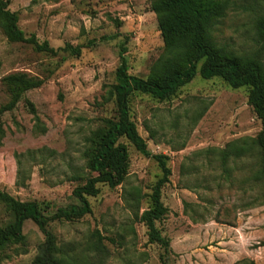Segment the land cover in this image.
<instances>
[{
	"label": "rangeland",
	"instance_id": "374dc122",
	"mask_svg": "<svg viewBox=\"0 0 264 264\" xmlns=\"http://www.w3.org/2000/svg\"><path fill=\"white\" fill-rule=\"evenodd\" d=\"M27 39L10 43L0 28V189L44 213L67 207L93 174L84 153L92 134L117 117L104 101L116 84L120 55L129 74L146 79L165 47L155 0H8ZM216 27L217 44L236 54L254 51L251 2H237ZM251 3V4H250ZM246 5V9H245ZM81 48L79 56L65 49ZM24 74L42 82L13 103L5 79ZM131 119L153 155L167 159L162 190L168 215L157 222L168 250L149 242L143 214L163 172L154 159L127 146L130 166L118 188L100 186L90 215L48 225L72 264H264L262 153L243 151L262 130L249 89L200 76L169 101L136 94ZM12 215L0 203V225ZM24 241L0 250V264H34L45 234L27 221Z\"/></svg>",
	"mask_w": 264,
	"mask_h": 264
},
{
	"label": "trees",
	"instance_id": "16d2710c",
	"mask_svg": "<svg viewBox=\"0 0 264 264\" xmlns=\"http://www.w3.org/2000/svg\"><path fill=\"white\" fill-rule=\"evenodd\" d=\"M240 1L254 3L247 9L245 5V9L255 16L256 47L252 53L243 55L217 44L213 38L216 27ZM151 10L157 16L164 54L152 65L148 77L143 79L129 74L125 52L121 53L116 84L108 87L104 96L106 104H115L117 117L105 120L104 127L92 134L84 153L87 168L93 176L73 191L75 203L50 213H44L36 202L19 201L0 189V203L12 215V222L0 225V250L21 244L25 238L26 222L33 221L46 237L34 264H72L58 249L48 225L80 220L90 215L89 199L100 195V186L115 189L126 181L130 157L122 141L132 145L145 158L156 160L163 172V178L152 195L153 208L146 211L141 219L148 229L149 242L168 250L170 241L161 234L157 222L169 213L162 202V190L170 182L171 170L166 157L153 155L140 136L131 119V101L136 94L150 96L159 102L169 101L197 76L203 80L221 79L232 89H249V105L261 122L262 130L243 151H253L254 148L261 151L262 168L258 179L264 182V0H155ZM0 28L10 43L33 44L40 51L56 54L47 43L40 46L35 39L26 38L19 28V16L10 11L8 0H0ZM65 50L76 56L81 54V48L68 46ZM5 82L14 98L5 111L13 110L25 92L42 86L41 81L24 74L9 76Z\"/></svg>",
	"mask_w": 264,
	"mask_h": 264
}]
</instances>
